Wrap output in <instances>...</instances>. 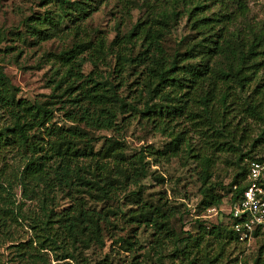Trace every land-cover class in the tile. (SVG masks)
Returning <instances> with one entry per match:
<instances>
[{"label":"trees","instance_id":"1","mask_svg":"<svg viewBox=\"0 0 264 264\" xmlns=\"http://www.w3.org/2000/svg\"><path fill=\"white\" fill-rule=\"evenodd\" d=\"M44 1L52 8L41 16H30L24 20L23 31L10 35L23 45L62 36L75 40L70 50L50 55L60 64L52 72V94L45 102L18 99V88L0 66V154L13 150L16 165L8 176L0 171L1 236L9 238L10 223L21 220L32 231L30 242L37 244L38 251H59L62 259L76 261L77 245L86 241L102 247L106 228L150 223L157 235L168 234L165 227L170 215L142 200L144 153L123 159L119 157L122 144L114 139H105L98 151L93 146L94 132H113L126 120L136 119V114L139 121L171 140L169 148L153 155L168 159L183 149L189 158L203 164L199 207L219 208L225 195H230L229 206L238 203L248 185L250 164L264 161V157L251 155L254 143L264 141V25L246 21L247 0H116L122 16L131 17L133 9L142 15L129 26L121 17L108 46L101 37L95 40L87 53L92 66L88 74L82 72L79 56L91 41L84 42L79 35L86 33L84 22L109 0ZM183 20L186 34L174 37L173 31ZM16 49L10 46L3 51L10 54ZM46 56L44 53L42 58ZM101 68L108 69L107 76ZM144 94L146 103L138 109L133 101ZM149 101L156 102L155 110L149 108ZM58 111H63L61 118L69 127L54 121ZM14 119L28 124L24 139L19 138ZM180 119L195 128L202 145L196 148L184 132L174 131L173 125ZM254 129L258 132L252 138ZM250 142L251 149L244 152ZM207 151L238 156L240 172L225 195L215 193L209 182L212 159ZM13 185L34 209L16 204ZM129 186L136 190L128 196L134 202L141 199L138 213L126 218L120 210L88 206L89 202L113 201ZM62 200L69 201V206L57 212L56 203ZM227 216L225 228L206 230L197 222V236L189 231L181 239L174 236L173 251L189 255L194 250L196 264H215L218 256H210L202 246L205 237L247 246L238 240L229 213ZM118 240L131 245L124 238ZM27 245L30 243L19 247ZM251 245L257 248L254 264H264L261 231L255 233ZM35 257L29 254L25 263L36 264Z\"/></svg>","mask_w":264,"mask_h":264},{"label":"rangeland","instance_id":"2","mask_svg":"<svg viewBox=\"0 0 264 264\" xmlns=\"http://www.w3.org/2000/svg\"><path fill=\"white\" fill-rule=\"evenodd\" d=\"M42 0H0V66L4 73L10 78L12 84L18 88L17 98L25 99L31 102H45L52 94L51 82L49 81L52 72L60 64L55 56L65 50H70L73 42L72 36H62L51 38L49 40L36 43L30 41V44L23 45L17 42L10 35L16 30L23 31L24 20L34 15L36 17L52 8L51 4L46 5ZM49 1V0H48ZM248 14L246 21L253 24L264 25V0H247ZM121 14V7L116 0H109L106 4L98 7L92 16L84 22L83 27L86 33L80 38L84 42L91 41L88 50L79 56L81 70L88 74L92 66L87 60V53L99 37L105 39L106 46L113 40L116 22L123 17L126 25L136 22L142 15L138 9L131 11V17H124ZM186 34V21L183 20L173 31L174 37L180 38ZM13 46L17 48L10 54H5L4 49ZM20 52V54L18 53ZM47 54L42 58L43 54ZM102 74L107 76L108 69L101 68ZM126 94V93H124ZM147 97L138 96L133 104L138 109L145 105ZM149 108L155 110L156 102L149 101ZM60 108V105H56ZM63 111L55 113L54 121L63 127H69L71 124L65 122L61 116ZM120 121V120H119ZM1 122V121H0ZM13 125L20 139H24L28 134V124L21 119H14ZM174 126V131L184 132L186 138H189L191 145L198 147L202 145L198 135L194 132V127L184 119L178 120ZM258 130L252 131V138H255ZM96 141L93 143L96 151L100 150L105 139H114L122 144L119 157L129 159L138 153H144V162L146 164V176L141 180L143 185L142 200L165 210L166 215H170L168 234L157 235L153 232L149 224L145 223H124L120 229L106 228L103 230L104 245L102 247L82 241L77 245L74 251L75 260L69 258L62 259L61 252H51L48 250H39V247L32 240L33 233L28 229L25 222L10 223V237L3 238L0 234V264H26L29 254H35L36 264H196L194 261L195 251L189 255H183L182 252L175 253L173 237L181 239L186 232L194 237L200 233L197 222L203 225V228L210 230L211 227L225 228L228 226V198L225 195L228 192L229 184L234 176L240 172L237 155L232 153L209 152L212 163L209 169V182L214 186V192L225 195L222 205L219 208L199 207L202 200L200 192L202 188L203 164L189 158L183 149L177 152L172 158L159 159L153 155L155 152H162L170 147V138L167 134L160 133L153 129L151 125L139 121V115L136 119H128L125 124L115 131L94 132ZM245 150L251 149V144ZM255 148L251 155L258 158L264 157V141L254 143ZM13 150H7L0 154V171L8 176L16 168ZM117 156V154H116ZM249 160L244 163L248 164ZM3 179H0V183ZM136 190L129 186L127 189L119 191L117 198L109 202L92 203L90 208L119 210L125 213L126 218L131 213H138L141 203L134 202L128 195L130 191ZM16 204H24V208L34 209L33 205L25 202L20 197V189L13 185L12 188ZM57 212L69 206V201L62 200L56 203ZM113 220V219H111ZM161 236L160 243L157 237ZM124 238L131 245H126L118 240ZM12 240V241H10ZM30 243L27 246H20L22 243ZM33 248H30V247ZM181 250V245H178ZM202 246H206L210 256H218L215 264H254L257 257V248L254 246H238L229 243L228 240L207 236L202 241ZM57 254V255H56Z\"/></svg>","mask_w":264,"mask_h":264},{"label":"built area","instance_id":"3","mask_svg":"<svg viewBox=\"0 0 264 264\" xmlns=\"http://www.w3.org/2000/svg\"><path fill=\"white\" fill-rule=\"evenodd\" d=\"M247 180L240 201L229 206L228 213L238 240L250 246L256 232L264 237V161L250 164Z\"/></svg>","mask_w":264,"mask_h":264}]
</instances>
